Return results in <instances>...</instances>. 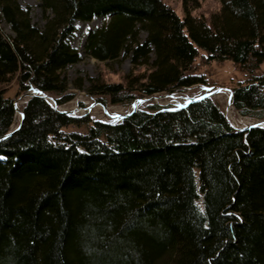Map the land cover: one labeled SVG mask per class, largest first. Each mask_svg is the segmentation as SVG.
Segmentation results:
<instances>
[{
    "label": "trees",
    "instance_id": "trees-1",
    "mask_svg": "<svg viewBox=\"0 0 264 264\" xmlns=\"http://www.w3.org/2000/svg\"><path fill=\"white\" fill-rule=\"evenodd\" d=\"M199 1L181 0L179 16L166 0H39L40 28L29 8L0 0L13 32L0 28V264H264V127H232L211 97L101 122L32 96L3 138L15 113L5 85L70 100L73 21L102 15L85 54L128 56L131 71L77 77L74 88L129 105L208 85L199 57L230 61L244 73L232 105L264 119V0H216L206 15L194 13Z\"/></svg>",
    "mask_w": 264,
    "mask_h": 264
},
{
    "label": "rangeland",
    "instance_id": "rangeland-1",
    "mask_svg": "<svg viewBox=\"0 0 264 264\" xmlns=\"http://www.w3.org/2000/svg\"><path fill=\"white\" fill-rule=\"evenodd\" d=\"M16 1L22 8H29L31 23L42 28L44 25V17L40 8L39 0ZM166 1L179 16H182L181 0ZM199 4V8L194 11L195 14L204 13L206 15L208 12L218 7L216 0H200ZM108 20L109 15H102L95 16L92 19L86 21H73L74 30L67 40L69 41L70 45L78 51L81 59L79 62L67 66L65 70V75L69 86L68 90L72 92V97L65 103L58 105V110L65 111L69 116L73 117L88 116L92 120H98L101 122L119 121L123 118V115L131 112L132 104L134 103L136 104L134 110L145 109L149 104L183 107L190 103L188 102L189 98L198 97L203 93H212L208 97H211L219 105L224 117L232 127L241 128L258 120H263L241 115L232 105V96H230L232 93L231 86L234 85V81L243 79L244 73H241L239 70H237V68L230 61L221 63L216 61L202 63L199 57L196 59L195 64L199 63L197 70L199 73L204 74L208 85L197 84L175 92L154 93L150 96L136 98L129 105L112 104L106 97L103 98L106 100V102L102 103L96 97L90 96L85 91L74 88L73 83L77 77L83 78V80H85L88 77L94 78L100 76L104 80L116 81L120 79L121 75L131 71V62L130 57L128 56L121 55L118 61L105 64L104 62H100L92 57L87 56L84 52V42L88 31L103 26ZM0 28L4 33L10 36L13 35L10 26L4 20H1ZM145 36L146 33L144 31L139 32L140 40H143ZM106 65H108L109 68H107ZM138 68L141 69L142 67ZM259 72H264V63H262L260 66ZM5 86L7 95L14 99L16 107L21 110L22 105L30 98L25 94L32 90L29 89L25 91H18L15 80H12ZM47 96L55 100L52 95L47 94ZM49 102L51 103L50 100ZM20 118V112L15 110L14 120L9 130L18 126ZM69 129L76 128L71 126ZM78 129L82 130L83 128L81 127Z\"/></svg>",
    "mask_w": 264,
    "mask_h": 264
},
{
    "label": "water",
    "instance_id": "water-1",
    "mask_svg": "<svg viewBox=\"0 0 264 264\" xmlns=\"http://www.w3.org/2000/svg\"><path fill=\"white\" fill-rule=\"evenodd\" d=\"M210 94H212V93H203L202 95H200V96H198V97H192V98H189V101H188V102L197 101V100H199V99H201V98L208 97ZM25 95H26V96H29V97H32V96H41V97H43L44 99H46L48 102H49V100H50L52 104H51L50 102H49V103L52 105V107L55 108L56 110H58V108H57L58 105H57V103L55 102V100H53V99H51L50 97H48L47 94H45V93L38 94L37 91H35V92H34V91H30L29 93L27 92ZM230 96H232V93H231ZM48 99H49V100H48ZM135 106H136L135 103L132 104V110H131V112L134 111ZM14 107H15V110L19 111L20 114H21L20 122H19L18 126H16L15 128L9 130V131L3 136V138L9 136V135L12 134L14 131H16V130L19 128V126L21 125V123H22V120H23V113H22L21 110H19L18 107H16V104H15V103H14ZM58 111H59V112H62V113H65V114L68 115V113L65 112V111H60V110H58ZM131 112H129V113L126 114V115H123L122 117H126V116L129 115ZM254 126H264V119H263V120H258V121H256V122H253L252 124H249V125H247V126H244V127L238 128V129L245 130V129H249V128L254 127Z\"/></svg>",
    "mask_w": 264,
    "mask_h": 264
},
{
    "label": "bare ground",
    "instance_id": "bare-ground-1",
    "mask_svg": "<svg viewBox=\"0 0 264 264\" xmlns=\"http://www.w3.org/2000/svg\"><path fill=\"white\" fill-rule=\"evenodd\" d=\"M256 127V126H255Z\"/></svg>",
    "mask_w": 264,
    "mask_h": 264
}]
</instances>
